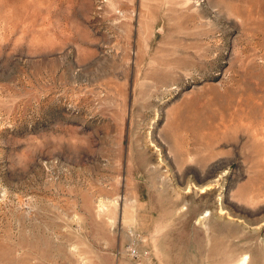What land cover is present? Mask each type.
Returning a JSON list of instances; mask_svg holds the SVG:
<instances>
[{
	"label": "rangeland",
	"instance_id": "rangeland-1",
	"mask_svg": "<svg viewBox=\"0 0 264 264\" xmlns=\"http://www.w3.org/2000/svg\"><path fill=\"white\" fill-rule=\"evenodd\" d=\"M0 264H264V0H0Z\"/></svg>",
	"mask_w": 264,
	"mask_h": 264
},
{
	"label": "bare ground",
	"instance_id": "bare-ground-1",
	"mask_svg": "<svg viewBox=\"0 0 264 264\" xmlns=\"http://www.w3.org/2000/svg\"><path fill=\"white\" fill-rule=\"evenodd\" d=\"M212 191V190H211Z\"/></svg>",
	"mask_w": 264,
	"mask_h": 264
}]
</instances>
